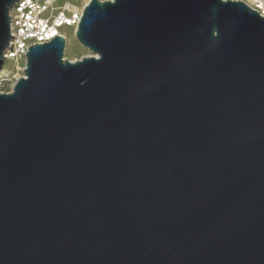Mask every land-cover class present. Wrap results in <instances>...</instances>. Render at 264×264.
Masks as SVG:
<instances>
[{"label": "water", "instance_id": "95a60500", "mask_svg": "<svg viewBox=\"0 0 264 264\" xmlns=\"http://www.w3.org/2000/svg\"><path fill=\"white\" fill-rule=\"evenodd\" d=\"M74 38L0 93V264H264V18L91 0Z\"/></svg>", "mask_w": 264, "mask_h": 264}, {"label": "built area", "instance_id": "2783aa9c", "mask_svg": "<svg viewBox=\"0 0 264 264\" xmlns=\"http://www.w3.org/2000/svg\"><path fill=\"white\" fill-rule=\"evenodd\" d=\"M19 0L8 11L10 41L3 53L0 69V93H11L16 81L23 77L26 52L32 45L50 42L54 36L68 42L67 30H75L84 8L91 0ZM99 3L113 0H97ZM226 2L227 0H222ZM242 2L264 18V0H228ZM8 67V68H7Z\"/></svg>", "mask_w": 264, "mask_h": 264}, {"label": "rangeland", "instance_id": "374dc122", "mask_svg": "<svg viewBox=\"0 0 264 264\" xmlns=\"http://www.w3.org/2000/svg\"><path fill=\"white\" fill-rule=\"evenodd\" d=\"M67 0H60L59 5L63 4ZM75 1V0H71ZM78 1V0H77ZM68 42L64 50V59L73 62L80 60L83 57L90 56L91 53L83 48L74 38L73 31L67 30ZM8 68V67H7Z\"/></svg>", "mask_w": 264, "mask_h": 264}]
</instances>
